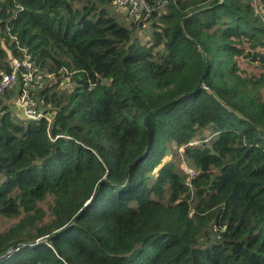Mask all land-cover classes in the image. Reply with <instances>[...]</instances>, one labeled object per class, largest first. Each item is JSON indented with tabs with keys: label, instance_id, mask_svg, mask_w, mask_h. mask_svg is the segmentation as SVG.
I'll return each mask as SVG.
<instances>
[{
	"label": "trees",
	"instance_id": "trees-1",
	"mask_svg": "<svg viewBox=\"0 0 264 264\" xmlns=\"http://www.w3.org/2000/svg\"><path fill=\"white\" fill-rule=\"evenodd\" d=\"M143 1L0 0V264H264V0Z\"/></svg>",
	"mask_w": 264,
	"mask_h": 264
},
{
	"label": "built area",
	"instance_id": "built-area-1",
	"mask_svg": "<svg viewBox=\"0 0 264 264\" xmlns=\"http://www.w3.org/2000/svg\"><path fill=\"white\" fill-rule=\"evenodd\" d=\"M118 7L129 8V13H136L141 9H147V5L143 0H113ZM13 69L4 73L0 78V93L14 88L18 84L19 77L22 80L21 93L15 98L16 107L21 111L24 117L35 119L41 116L37 104L28 94V88L33 83L41 80L42 74L36 65L30 60L24 59L21 62L12 59ZM21 66V69H18ZM185 172L192 175V170L188 167L184 168Z\"/></svg>",
	"mask_w": 264,
	"mask_h": 264
},
{
	"label": "rangeland",
	"instance_id": "rangeland-1",
	"mask_svg": "<svg viewBox=\"0 0 264 264\" xmlns=\"http://www.w3.org/2000/svg\"><path fill=\"white\" fill-rule=\"evenodd\" d=\"M116 4V3H115ZM115 9V11H114V13L116 14V15H118L126 24L130 21V17L127 15L128 13H127V11H126V9L124 8V7H118V6H115L114 7ZM144 37H148V34L146 33V35L144 36ZM42 72L43 71H41V74H42ZM48 76H50L51 77V75H48ZM51 78H53V77H51ZM53 80H54V78H53ZM59 86H58V88H60L61 90H68L69 88H71V82H68L67 81V77H64L62 80H61V82L59 81ZM62 92V91H61ZM35 100V99H34ZM35 102H36V100H35ZM36 104H37V102H36ZM15 108V107H14ZM38 109H39V107H38ZM15 110H16V114L18 115V116H20L21 118H25L24 116H23V114L21 113V111L16 107L15 108ZM184 162H186V161H184ZM12 220V219H11ZM9 224V220H4V222H3V225H8Z\"/></svg>",
	"mask_w": 264,
	"mask_h": 264
},
{
	"label": "water",
	"instance_id": "water-1",
	"mask_svg": "<svg viewBox=\"0 0 264 264\" xmlns=\"http://www.w3.org/2000/svg\"><path fill=\"white\" fill-rule=\"evenodd\" d=\"M202 80V77L200 78V81ZM200 81H199V83H200ZM89 200H87L85 203H84V205L79 209V211L77 212V214L75 215V217L83 210V208H84V206L87 204V202H88Z\"/></svg>",
	"mask_w": 264,
	"mask_h": 264
}]
</instances>
